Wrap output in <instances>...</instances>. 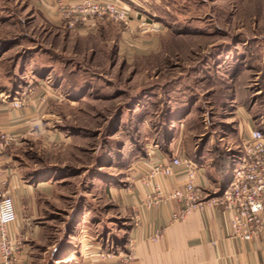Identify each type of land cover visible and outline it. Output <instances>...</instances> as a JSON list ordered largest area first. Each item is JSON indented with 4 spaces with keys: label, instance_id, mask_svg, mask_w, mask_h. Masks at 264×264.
<instances>
[{
    "label": "rangeland",
    "instance_id": "obj_1",
    "mask_svg": "<svg viewBox=\"0 0 264 264\" xmlns=\"http://www.w3.org/2000/svg\"><path fill=\"white\" fill-rule=\"evenodd\" d=\"M117 1L128 25L72 27L60 10L53 21L27 0H0L2 91L26 106L44 85L20 153L53 192L32 264L79 263L91 249L124 262L142 219L120 193L151 182L152 160L208 159L210 198L233 176L244 122L264 131V0Z\"/></svg>",
    "mask_w": 264,
    "mask_h": 264
},
{
    "label": "crops",
    "instance_id": "obj_2",
    "mask_svg": "<svg viewBox=\"0 0 264 264\" xmlns=\"http://www.w3.org/2000/svg\"><path fill=\"white\" fill-rule=\"evenodd\" d=\"M27 2L39 7L50 20L54 21L61 16L57 0ZM43 87L44 85H40L26 106L13 107L0 100V129L19 137L18 143L10 145L0 155L5 169L3 177L7 181L4 189L13 195L17 210V218L10 224L11 235L18 242L17 264L33 263V245L45 236L47 202L53 194L48 183L34 184L31 181L20 157L29 133L30 121L43 104ZM2 90L9 92L10 83L0 66V91ZM244 125L242 137L252 129L250 121L246 120ZM199 160L198 181L206 188L211 185L210 178L216 180L217 177L208 159L202 162ZM179 171L173 177L158 176L149 184L138 183L133 191L127 192L124 189L120 193L127 212L139 211L142 219L140 224H135L129 231L128 238L136 243L132 258L125 257L124 262L112 258L100 259L91 249L88 253H82L79 263L74 264H264V225L261 233L253 239H242L232 236L230 212L223 205H207L174 222L171 220L172 214L182 206L176 199L151 206L145 204L146 193L152 192L157 182L163 189L183 186L186 181L185 172L183 169ZM157 230L162 231L163 235L154 241L151 236ZM0 264H3L1 247Z\"/></svg>",
    "mask_w": 264,
    "mask_h": 264
},
{
    "label": "built area",
    "instance_id": "obj_3",
    "mask_svg": "<svg viewBox=\"0 0 264 264\" xmlns=\"http://www.w3.org/2000/svg\"><path fill=\"white\" fill-rule=\"evenodd\" d=\"M61 14L68 19L70 26L77 23L93 25L97 19L107 17L129 24V10L117 0H57ZM0 100L13 107H21L25 99L0 92ZM19 142V137L0 129V155L10 146ZM183 169L185 184L173 189H163L159 182L155 189L145 196L147 206L157 205L168 199H176L182 206L172 214V221L184 219L196 209L207 205H223L230 212L231 234L242 239H253L261 233L264 225V131L251 129L244 137L242 154L239 155L233 176L227 187L219 195L206 198L203 187L198 181V165L188 156L172 155L156 158L150 163V172L146 181L158 176L173 177ZM4 167L0 160V247L3 264H17V240L11 235L10 224L17 218L15 199L4 189ZM163 233L157 230L151 239L159 240ZM134 251L129 253L132 258Z\"/></svg>",
    "mask_w": 264,
    "mask_h": 264
}]
</instances>
